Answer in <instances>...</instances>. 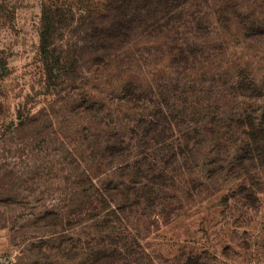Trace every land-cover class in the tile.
Wrapping results in <instances>:
<instances>
[{"label": "rangeland", "instance_id": "374dc122", "mask_svg": "<svg viewBox=\"0 0 264 264\" xmlns=\"http://www.w3.org/2000/svg\"><path fill=\"white\" fill-rule=\"evenodd\" d=\"M125 1L0 0V264H264V0Z\"/></svg>", "mask_w": 264, "mask_h": 264}, {"label": "trees", "instance_id": "16d2710c", "mask_svg": "<svg viewBox=\"0 0 264 264\" xmlns=\"http://www.w3.org/2000/svg\"><path fill=\"white\" fill-rule=\"evenodd\" d=\"M139 1H141V0H126L124 2V4H122L127 9L126 13L124 14L125 18L133 19V18L138 17V11H140L141 9H143V11H145V10L155 8L154 4L148 5L147 9H146V6L143 8H142V6L138 7ZM180 94L185 95L186 97H188V99H190L191 94H193V93L189 92L187 89H183L180 91ZM177 99L179 100V96L177 97ZM158 116H153L151 119H149L147 121L145 120V128H142V132L147 133V135L149 137H152V140H155V141H158V139L155 138L158 134H160L161 132L163 134L165 130L166 131H169V130L172 131V129L176 128L177 124H178L176 121H173L172 122L173 127H172V125H170V122L165 119L167 122V125H165L164 120H162L160 117L161 115L159 117ZM188 120L191 121V124L189 125L188 128L185 129V132L189 133V132L195 131L197 129H202L203 124H204L203 119L200 121V119L194 120V119L188 118ZM254 120H258V121L256 122ZM254 120L252 119V122L250 121V123H249L250 127H253L256 125V126H258V128H260V127L264 128V118L258 119V117H255ZM135 130L138 131V124L137 123H134L132 125V132L134 133ZM173 136L174 135L167 137V140L172 138ZM133 140L136 143V147L138 148V144L136 142L137 140L135 141V139H132V138L130 139V141H133ZM163 142L164 141H158V144H162ZM134 169H136V173L138 174V163L134 165ZM150 170H153V169H150ZM133 183L138 185V182H133Z\"/></svg>", "mask_w": 264, "mask_h": 264}]
</instances>
